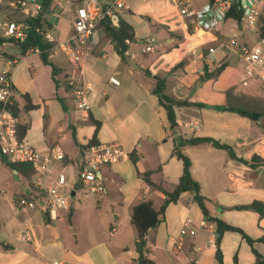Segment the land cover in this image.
Masks as SVG:
<instances>
[{
	"label": "crops",
	"instance_id": "obj_1",
	"mask_svg": "<svg viewBox=\"0 0 264 264\" xmlns=\"http://www.w3.org/2000/svg\"><path fill=\"white\" fill-rule=\"evenodd\" d=\"M88 0H52L44 14L55 42L45 65L37 51L21 55L13 42H5L0 52L7 54L16 66L12 80L19 107V122L29 126L24 141L40 153L59 147L65 158L52 162V176L63 172L71 194L79 187V168L83 153L90 146L119 144L127 152L123 161L103 166L98 179L104 193L91 195L83 186L76 191L68 211L44 214L43 206L17 211L16 198L23 195H45L34 173L32 183L23 173L0 161V208L16 217L13 227L15 244L0 236V264H137V231L132 224V211L142 201H152L158 210L166 195L153 191L138 176L151 173V180L173 191L183 173V163L173 156L174 138L209 137L232 147L240 162L230 158L226 150L210 144L185 146L183 152L192 162L191 173L200 184L201 194L210 200V214L242 229L253 239L264 235V216L237 207L253 201L264 203V161L253 153L256 139L264 136V117L253 121L231 111L217 110L232 98L246 95L264 98L263 85L254 82L241 87L243 65L227 51L222 57L226 68L217 77L207 78L205 58L208 49L218 46L234 33L241 41L253 43L242 24L232 19L213 32L195 30L188 19L179 16L173 0H125L127 7L100 22L96 30L97 44L82 61L84 79L94 87L90 95L89 117L79 119L68 78L74 66L62 50L73 34V20L78 8ZM198 10L212 0H189ZM9 0H0V37L7 20L26 23L34 17L28 10H13ZM121 23L131 27L135 40H125L121 55L114 37L120 35ZM153 51L143 53L144 47ZM224 57V58H223ZM224 76V78H222ZM153 77L166 80L165 93L177 100L203 104L175 109L177 127L172 132L166 113L154 94ZM114 83V85L111 84ZM23 95H28L36 108L25 111ZM199 121L201 128L192 125ZM138 157L137 166L130 155ZM16 171V172H15ZM2 172V173H1ZM45 185L50 184L47 175ZM23 182L26 186L19 188ZM191 218L192 233L181 237L186 219ZM28 226L32 239L21 242L19 231ZM12 228V225H11ZM116 228L113 234L110 231ZM216 225L202 216L191 193L183 194L166 207L157 228L147 234L145 258L151 264H221L217 248L207 247ZM179 244L181 247H179ZM203 248L198 251L197 248ZM222 264H255L250 245L237 232H225L219 243ZM264 255V244L255 243ZM235 256L237 261H235Z\"/></svg>",
	"mask_w": 264,
	"mask_h": 264
},
{
	"label": "built area",
	"instance_id": "obj_2",
	"mask_svg": "<svg viewBox=\"0 0 264 264\" xmlns=\"http://www.w3.org/2000/svg\"><path fill=\"white\" fill-rule=\"evenodd\" d=\"M234 1L236 0H213L198 10L192 8L189 0H173V5L179 16L188 19L189 24L195 30L213 32L221 24L230 20L227 15L231 11ZM240 3L244 11L241 24L243 30L253 39V43L241 41L238 33L232 34L220 45L208 49L204 71L209 73L215 71L223 62L218 53L220 52L224 56L228 51L244 67L241 87L250 86L256 81L264 86V36L259 34L264 13V0H240ZM8 4L13 10H28L31 7L34 17L43 9V0H9ZM126 7L125 0H88L77 9L73 20V34L62 44L66 59L74 66L73 74L68 78L67 84L72 93L75 114L79 119L89 117L92 108L90 95L94 91L93 85L83 77L82 61L97 44L96 30L100 22ZM27 31L26 23L7 20L3 25L2 38L22 43L27 38ZM42 34L45 43L53 45L55 39L52 32L46 31ZM35 51L39 52L37 49ZM142 51L143 53L151 52L153 48L147 46ZM15 64L14 60L5 58L0 52V161L6 159L9 163L31 164L39 176L37 182L44 188L45 195L41 199H28L20 196L14 201V208L17 211H22L43 206L49 213L68 211L71 208L72 198L67 188V177L63 172H59L55 176H52L51 172L52 162H62L65 158L64 153L59 147H53L48 153H40L18 137L19 119L12 109L16 99L12 80ZM111 84L114 85L112 82ZM192 128L199 130L200 122H194ZM253 153L258 159L264 161V136L256 139ZM127 157V152L119 144L90 146L83 153V162L78 173L79 181L91 195L103 194L104 187L98 179L100 169L103 166L117 164ZM44 175L50 179L49 185L44 184ZM191 224L192 219H186L180 232L181 237L193 232L190 229ZM116 231L117 229L113 228L110 233L113 234ZM216 238L215 233H211L207 247L216 248ZM18 239L21 242L31 241L32 236L28 226L20 229ZM179 247H181L180 244ZM197 250L202 251L203 248L198 247ZM53 264L60 263L55 261Z\"/></svg>",
	"mask_w": 264,
	"mask_h": 264
},
{
	"label": "trees",
	"instance_id": "obj_3",
	"mask_svg": "<svg viewBox=\"0 0 264 264\" xmlns=\"http://www.w3.org/2000/svg\"><path fill=\"white\" fill-rule=\"evenodd\" d=\"M51 1L52 0H43L42 11L36 17L27 19L26 24L28 25V31H27V38L24 42L22 43L15 41H9V42H13L19 47L21 55H25L28 51H35L37 49L39 51L42 62L45 65L51 66L52 76L55 79L56 67L49 60V54L52 45L49 43H45L42 34L43 32L50 30V28L46 26L45 19L43 18V16L49 10ZM243 15H244V11L242 9L241 3L234 1L231 11L228 12L227 15L228 19H232L236 21L238 24H241ZM259 34L260 36H264V13L262 16L261 25L259 27ZM114 38L116 39V46L119 49L121 55L124 54V51L126 49L124 44L125 40L126 39L130 41L135 40L131 27L123 23H121L120 25V35ZM5 42H7V40L0 37V47ZM1 54L5 58H9L13 60L5 53L1 52ZM226 65L227 64L222 62L221 65L215 69V71L210 73L206 72L205 76L207 78L219 76L221 72L226 68ZM153 79L155 80V87L153 89V92L159 98L160 105L162 106V108L166 113V117L172 132H175L177 127L176 113H175L176 108L186 107V106L205 107L203 104L193 103L190 102L188 99L177 100L168 96L165 93L166 80L164 78H159V77H153ZM23 99L25 101V106H24L25 111H30L36 108V106L32 103L28 95H23ZM12 109L16 117L19 119L20 110L16 100L14 101V106L12 107ZM216 109L222 111H231L243 117H247L249 119H252L253 114L256 113L260 119L264 117V98L258 99L246 95H239L236 96L235 98H232V93L227 92V104L225 106L216 107ZM28 129L29 126L26 123L19 122L17 126L18 137L23 140L27 134ZM204 144H210L214 148L226 150L230 158L240 162H244L242 159H238L236 157L231 146L222 144L216 139L209 137H192L188 139H184L182 137H175L173 156L183 163V173L179 179L178 184L175 186L173 191L171 192L166 191L162 187V185H158L152 182L150 172L140 173L138 171V176L144 181V183L148 185L150 189H152L153 191L164 193L166 195V199L163 205L158 210H156L153 207L152 201H142L137 205H135L133 208L131 221L137 231L136 249L139 253V259L137 261V264H151L149 261L146 260L144 256L147 245V238H146L147 234L149 231L157 228L158 225L162 222L166 207L169 204L176 203L180 199V197L185 193L192 194L193 200L198 205L204 219L207 222L216 225V232L218 233V237L216 238V245H217L216 256L221 264H222V253L220 251L219 243L222 235L225 232L239 233L252 248V251L255 256V264H264V255L260 254L254 247V244L257 242L264 244V235L259 239H253L250 236H248L242 229L232 226L221 219L213 217L210 214V210L208 206L210 200L201 194L200 184L193 178L191 173L192 162L188 158V156H186L183 152V148L185 146H198ZM130 159L132 160L134 165L137 166L138 157L135 154H131ZM8 166H10V168L12 169L19 171L20 173H23L26 176V178H28L29 181H31V185H33L32 177L35 173V170L31 164H27V163L14 164L8 162ZM42 194L37 197H32L31 195H23V196L28 199H34V198L41 199ZM237 209L256 211L259 213L260 216L262 217L264 216V203L261 201H253L248 205L239 206L237 207ZM44 214L47 220V216H49V212L45 210ZM235 261H237L236 256H235Z\"/></svg>",
	"mask_w": 264,
	"mask_h": 264
},
{
	"label": "rangeland",
	"instance_id": "obj_4",
	"mask_svg": "<svg viewBox=\"0 0 264 264\" xmlns=\"http://www.w3.org/2000/svg\"><path fill=\"white\" fill-rule=\"evenodd\" d=\"M230 65H241V64L237 61V62H231ZM222 78H224V76ZM26 185H27L26 182H23L21 185H19V188L23 189ZM15 223H16V217L10 211H4V209L0 208V236L3 241L11 242L13 244L16 243L13 237L11 236L13 235V227L15 226Z\"/></svg>",
	"mask_w": 264,
	"mask_h": 264
},
{
	"label": "water",
	"instance_id": "obj_5",
	"mask_svg": "<svg viewBox=\"0 0 264 264\" xmlns=\"http://www.w3.org/2000/svg\"><path fill=\"white\" fill-rule=\"evenodd\" d=\"M237 2H240V0H236ZM258 115L256 114V113H254L253 114V116H252V120L253 121H257L258 120ZM16 172V171H15ZM84 185H83V183H81V182H79V187H74V189H73V191L71 192V200H74V198H75V194H76V191H78L80 188H82Z\"/></svg>",
	"mask_w": 264,
	"mask_h": 264
}]
</instances>
